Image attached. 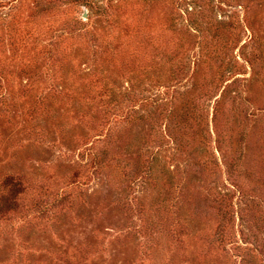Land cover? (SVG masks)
Returning <instances> with one entry per match:
<instances>
[{"label":"rangeland","instance_id":"374dc122","mask_svg":"<svg viewBox=\"0 0 264 264\" xmlns=\"http://www.w3.org/2000/svg\"><path fill=\"white\" fill-rule=\"evenodd\" d=\"M262 242L264 0H0V264H264Z\"/></svg>","mask_w":264,"mask_h":264},{"label":"trees","instance_id":"16d2710c","mask_svg":"<svg viewBox=\"0 0 264 264\" xmlns=\"http://www.w3.org/2000/svg\"><path fill=\"white\" fill-rule=\"evenodd\" d=\"M216 86H217V83H216ZM217 94H216L215 100L219 102L220 96H218ZM239 148L240 146L239 144H237L235 151L237 152ZM216 204H217V209H218L219 216H220L219 238L222 239L223 242H226V241L230 242L232 239L230 228H231V223H232L233 216H234V210H233V208L235 207L234 200L231 198L230 194L228 195V193H225L224 195L218 196L216 198ZM256 241L261 242L259 238L256 239ZM259 246L261 248V251L264 252V242H262V244L259 243Z\"/></svg>","mask_w":264,"mask_h":264}]
</instances>
